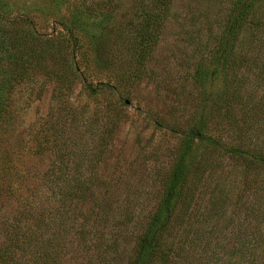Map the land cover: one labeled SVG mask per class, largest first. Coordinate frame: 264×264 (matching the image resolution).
<instances>
[{
    "label": "rangeland",
    "instance_id": "374dc122",
    "mask_svg": "<svg viewBox=\"0 0 264 264\" xmlns=\"http://www.w3.org/2000/svg\"><path fill=\"white\" fill-rule=\"evenodd\" d=\"M109 1L0 0V42L7 43L0 52V152L14 168V182L45 190L67 180L51 175L67 166L95 189L79 219L85 245L76 244L63 264L130 263L182 134L204 106L194 74L209 62L227 3L174 0L157 43L141 60L138 29L147 8ZM256 8L226 73L232 101L220 95L205 104L209 142H195L157 264H264V168L251 153L238 158L227 151H264V0ZM100 25L109 33L98 49L93 37ZM42 46L48 65L28 66L12 78L20 72L16 59L27 62ZM72 50L75 62L67 70L59 52ZM81 77L98 87L96 95ZM10 182L0 178V230L16 223L14 209L48 208L24 190L17 199L6 196Z\"/></svg>",
    "mask_w": 264,
    "mask_h": 264
},
{
    "label": "trees",
    "instance_id": "16d2710c",
    "mask_svg": "<svg viewBox=\"0 0 264 264\" xmlns=\"http://www.w3.org/2000/svg\"><path fill=\"white\" fill-rule=\"evenodd\" d=\"M259 1L227 0L223 8L225 17L215 36V47L210 52L209 62L198 68L194 74V83L199 86L202 92L204 106L200 109L198 116L194 118L189 130L182 134V147L163 183L158 208L150 217L129 264H157L161 254V244L172 225L177 204L184 193L186 182L192 171L191 154L196 146L195 142H209L206 134L208 110H205V104L207 100L210 101L220 95L225 97L228 102L232 101L234 96H231L226 84L228 80L226 73L229 68L234 67L240 33L246 24L255 18V10ZM173 2L174 0H135L136 8H147L146 15L142 18L138 29L139 42L142 46L141 60L147 59L149 51L151 52L152 47L157 43L164 23L170 15ZM64 28L66 27L64 26ZM66 29H68L70 43H76L71 29ZM108 33L107 27L101 26L98 34L93 37L95 48H102ZM22 41L23 38H21ZM5 44L7 43L0 42V52L3 50L1 45ZM42 47L36 50L38 53L36 56H33L35 50L30 52L33 55L28 58L27 62L16 59L14 65L19 67L20 72L12 74L11 77L24 76L28 66H47L49 57L46 48ZM59 53L61 56L59 58L60 65L70 70V62H75L74 50L70 53ZM95 59L99 60L97 52L93 60ZM81 78L87 93L96 95L99 91L98 87L87 83L85 77ZM219 83L223 84L221 88L217 89ZM100 86L103 85L100 84ZM4 90L0 89V98L5 92ZM2 114L0 103V117ZM227 151L230 155L238 158H243L245 155L248 156L247 153H251L253 156L249 158L253 160V163L264 168V151L253 152L249 148L239 147L228 148ZM7 158L0 152V178L9 177L11 179L4 189L6 196L17 199L24 190L29 193L30 197L36 195L42 197L48 203V208L14 209L12 218L16 223L0 230L3 236V240L0 241V264H63L69 251L76 244L85 245L86 235L81 231L83 229L79 219L88 204L89 197L95 195V189L77 180L81 174L79 169L66 166L59 168L57 173L51 171L52 176L59 179L66 177V181H51L50 186L44 187L45 190H41V186L29 189V191L25 190L18 174L16 179L20 177L21 180L14 182V168L8 166Z\"/></svg>",
    "mask_w": 264,
    "mask_h": 264
}]
</instances>
